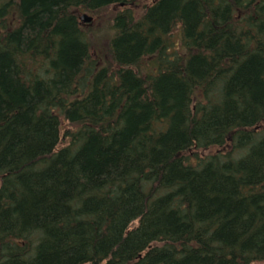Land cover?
<instances>
[{
    "label": "trees",
    "instance_id": "16d2710c",
    "mask_svg": "<svg viewBox=\"0 0 264 264\" xmlns=\"http://www.w3.org/2000/svg\"><path fill=\"white\" fill-rule=\"evenodd\" d=\"M145 1L0 0V264H264V0Z\"/></svg>",
    "mask_w": 264,
    "mask_h": 264
},
{
    "label": "rangeland",
    "instance_id": "374dc122",
    "mask_svg": "<svg viewBox=\"0 0 264 264\" xmlns=\"http://www.w3.org/2000/svg\"><path fill=\"white\" fill-rule=\"evenodd\" d=\"M156 1L157 0H147V1L143 2L138 7L139 8L138 13H140V11H139L140 9L151 6ZM118 12H121V9L115 8V11L112 12V8H110V9H107V10L101 12L100 13L101 15H99V16H95V15H91V14H87V13H83L79 16V20H80V17L83 15H86L90 19H92L91 23L87 24V23L81 22V24L83 26H87L86 27L87 30H89L91 28L94 31L93 39L99 40V47L105 53H107L106 51L108 49V40H109V34H110L109 29L113 26V19L118 14ZM176 41H179V39H177ZM95 54L100 55L99 53H97V51H95ZM95 54H94V56H95ZM96 59H97V57H96Z\"/></svg>",
    "mask_w": 264,
    "mask_h": 264
},
{
    "label": "water",
    "instance_id": "95a60500",
    "mask_svg": "<svg viewBox=\"0 0 264 264\" xmlns=\"http://www.w3.org/2000/svg\"><path fill=\"white\" fill-rule=\"evenodd\" d=\"M80 20H81L82 22H84V23L91 22V19H89V17L86 16V15L81 16V17H80Z\"/></svg>",
    "mask_w": 264,
    "mask_h": 264
},
{
    "label": "bare ground",
    "instance_id": "6f19581e",
    "mask_svg": "<svg viewBox=\"0 0 264 264\" xmlns=\"http://www.w3.org/2000/svg\"><path fill=\"white\" fill-rule=\"evenodd\" d=\"M89 19H90V18H89ZM80 22H82V21L80 20ZM91 22H92V19H91ZM91 22H88V23H91ZM83 23H84V22H83ZM88 23H87V24H88Z\"/></svg>",
    "mask_w": 264,
    "mask_h": 264
}]
</instances>
